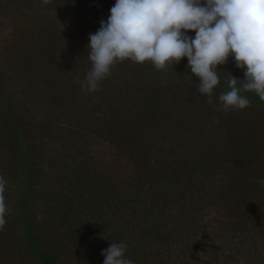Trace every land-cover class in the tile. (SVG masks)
Segmentation results:
<instances>
[{
    "label": "trees",
    "instance_id": "obj_1",
    "mask_svg": "<svg viewBox=\"0 0 264 264\" xmlns=\"http://www.w3.org/2000/svg\"><path fill=\"white\" fill-rule=\"evenodd\" d=\"M114 3L0 0V19L56 9L73 23L85 54L89 34ZM53 38L58 44L60 34ZM22 41L37 43L33 35ZM0 56V66L31 70L28 87L13 92L0 68V143L10 163L0 264H19L21 256L22 264H103L112 242L126 243L135 264H264V187L254 182L264 178V101L248 92L250 107L216 111L219 94L229 90L227 71L245 78L231 57L218 66L221 83L207 111L216 114L209 117L195 105L208 100L186 57L166 71L118 62L106 78L115 89L89 93L73 83L85 75L67 76L69 63L54 60L45 72L46 62H34L33 49L19 44ZM55 125L70 136L48 152ZM96 139L111 146L115 166L99 163L91 150ZM60 200L68 201L62 211Z\"/></svg>",
    "mask_w": 264,
    "mask_h": 264
},
{
    "label": "clouds",
    "instance_id": "obj_2",
    "mask_svg": "<svg viewBox=\"0 0 264 264\" xmlns=\"http://www.w3.org/2000/svg\"><path fill=\"white\" fill-rule=\"evenodd\" d=\"M88 39L90 70L83 80L73 81L82 91H98L118 62L151 63L166 71L186 57L189 76L199 81L196 90L213 105L221 83L218 66L231 57L245 78L227 71L229 90L219 94L216 111L250 107L248 92L264 101V0H115L107 19ZM254 182L264 187V178ZM6 191L7 181L0 176V229L10 211ZM127 250L126 243L112 242L102 252L103 264H135Z\"/></svg>",
    "mask_w": 264,
    "mask_h": 264
},
{
    "label": "rangeland",
    "instance_id": "obj_3",
    "mask_svg": "<svg viewBox=\"0 0 264 264\" xmlns=\"http://www.w3.org/2000/svg\"><path fill=\"white\" fill-rule=\"evenodd\" d=\"M58 9V8H57ZM58 10L53 9L50 11H47L44 14H41V12H37V14L30 15V12L24 13V17L20 18L17 14L11 13L9 16H4V18L0 19V55L4 52H6L10 47L16 46L19 44V46H22V49L24 48L29 52V47L33 49L35 54L37 55L34 59V62L37 61V63H44L45 72H51L49 68L52 66L50 65L49 62L54 63L53 61L56 60L58 64H62L66 62L67 64L69 63V67L67 68V76L71 78V76H75L79 73H82V75H85V71L81 69L80 67L82 65L85 66L86 71L90 70L91 63L86 56L87 53L83 54V49L81 45L77 42L76 36H75V31L73 23L71 20L67 17H63ZM30 16V19L33 21H28L27 17ZM27 18V19H25ZM28 21V22H27ZM33 23V24H32ZM58 29L60 32L54 33L52 35V31ZM73 38L70 36H66L65 34L67 32H71ZM60 34V39L59 43L56 44L54 42L55 38L53 36L59 35ZM64 34V35H61ZM71 34V33H70ZM195 34V33H194ZM33 35L34 36V42L37 41V43H33L32 46H28L27 42L25 43L24 41L21 42L25 37ZM52 36V37H51ZM194 36V35H192ZM41 40V42L38 41ZM18 41V44L16 43ZM27 45V46H26ZM55 46L56 50L53 51V47ZM70 49V50H69ZM1 57V56H0ZM4 62V61H3ZM34 64V63H33ZM55 64V63H54ZM18 66V70L13 71L10 69V65L4 64L0 66V68L6 72L4 78L5 81L7 82V86L14 92H22L25 90V88L28 87L29 83L27 82L29 79V72L31 70H26V64H20ZM58 70V68H56ZM54 68V70H56ZM66 69V70H67ZM88 69V70H87ZM65 70V71H66ZM58 73L56 72L55 76H57ZM53 75V77H55ZM69 79V78H68ZM110 78L105 79L106 82L103 85H100L102 89L105 88V90H109L108 92H112L113 89H115L114 84H112ZM23 96V95H22ZM215 96V95H214ZM208 100V99H207ZM201 102V103H200ZM204 103V104H203ZM208 101H202L200 100L199 103L195 104L197 107V110L200 114L206 115L211 117L213 114V111L207 112L212 108V105L206 104ZM216 114V113H215ZM213 114V116L215 115ZM258 114V113H256ZM253 115V116H258V115ZM50 117V116H49ZM53 119V118H52ZM49 119V120H52ZM52 122V121H51ZM73 134H77L78 132H72ZM70 136V130L69 128H64L59 125H55V127H51L50 133L48 134V138L50 140L53 139V141H48V147L46 150L48 152H55L56 149L61 147V144L63 143L64 140H68V137ZM96 142L94 143L95 146L91 148L92 152L94 154H97V158L99 160V163L102 165H113L115 166V154L114 151L112 150L111 146L104 142L103 140H95ZM55 147V148H54ZM4 158V159H3ZM0 159L1 161L3 160V169L2 173H0V176H3L5 178V175L7 174L9 168H10V163L8 159V152L7 148L3 143H0ZM117 161V160H116ZM124 161V160H122ZM121 161V162H122ZM118 166L120 163H117ZM125 164V163H124ZM8 178L10 175H8ZM6 179V178H5ZM7 181V179H6ZM10 181H7V188L10 186ZM57 202V200H55ZM64 201H61L56 203V206H58V209H61L65 207V204H63ZM41 219L46 217L45 210L41 209ZM112 213H109V215H106L107 221H110L112 218ZM40 215V214H39ZM115 228V226H113ZM110 230V229H108ZM112 231V230H111ZM110 236V235H109ZM22 258L21 257H16V261L19 262V264H22ZM25 259V258H24ZM26 262V261H25ZM23 262V264H27Z\"/></svg>",
    "mask_w": 264,
    "mask_h": 264
}]
</instances>
